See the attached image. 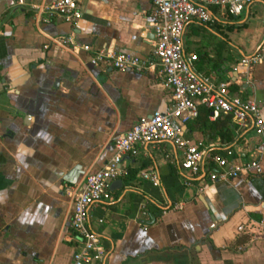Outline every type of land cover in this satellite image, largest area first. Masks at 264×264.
Here are the masks:
<instances>
[{"label":"crops","instance_id":"1","mask_svg":"<svg viewBox=\"0 0 264 264\" xmlns=\"http://www.w3.org/2000/svg\"><path fill=\"white\" fill-rule=\"evenodd\" d=\"M81 11L72 22H46L26 5L0 0V264H69L74 192L113 156L117 135L171 104L159 66H94L88 52L52 41L73 33L78 45L152 60L151 1L85 0ZM215 14L211 24L186 25L185 52L197 54L196 72L235 84L232 94L256 102L264 118V3L252 2L238 16ZM258 53L250 69L240 63ZM213 68L221 76L213 77ZM191 121L181 128L203 143L205 171L218 170L211 156L227 149L233 154L226 169L253 160L256 166L199 192L197 180L184 184L182 151L170 141L123 155L121 186H110L112 198L89 209L104 264H264V133L230 121L233 138L225 141ZM149 169L158 184L140 177Z\"/></svg>","mask_w":264,"mask_h":264},{"label":"built area","instance_id":"2","mask_svg":"<svg viewBox=\"0 0 264 264\" xmlns=\"http://www.w3.org/2000/svg\"><path fill=\"white\" fill-rule=\"evenodd\" d=\"M85 0H49L42 3H27V0H15L17 5L28 6L42 21L61 18L72 22L81 17V3ZM152 6L153 49L152 60L144 61L136 55L112 47L93 48L88 44L78 45L73 33L57 36L53 43L69 48L81 49L89 53V63L94 66H109L116 70L146 71L159 66L171 88V104L164 110H155L148 117H141L124 133L113 141L114 154L105 165L86 175L83 184L73 194V209L69 226L76 237V248L69 264H104L106 249L101 238L89 224V209L96 202L112 198L111 182L122 175L120 163L123 155L136 156L139 148L149 143L170 141L182 151L181 167L187 173L186 186L197 180L199 192L205 184L228 180L249 166H256L253 160L248 164L234 165L226 169L233 151L227 149L224 154H213L211 161L217 169L204 170L206 150L202 142H195L184 135L181 126L198 116L199 106L210 109L211 120L228 115L239 130L252 127L257 134L264 133V118L259 105L240 96L233 95L232 82L212 83L211 77L199 74L194 69L198 59L196 53L185 52L186 25L195 21L202 25L211 24L215 19V10L224 14L238 16L254 1L264 0H150ZM215 8V9H214ZM3 20L0 17V25ZM47 47V45H45ZM262 58V54L244 57L240 63L250 69ZM140 177L158 184V173L143 170ZM69 195L72 192L67 190ZM181 209L182 203L174 205Z\"/></svg>","mask_w":264,"mask_h":264},{"label":"trees","instance_id":"3","mask_svg":"<svg viewBox=\"0 0 264 264\" xmlns=\"http://www.w3.org/2000/svg\"><path fill=\"white\" fill-rule=\"evenodd\" d=\"M215 9V8H214ZM231 92L235 90V84L230 85ZM210 109L204 106H199L198 116L193 119L192 125L188 123L191 127L199 126L201 128H206L210 133V137L213 138L215 135H219L222 140L230 141L233 136H231L229 123L231 121V117L228 115L220 116L215 120H210Z\"/></svg>","mask_w":264,"mask_h":264},{"label":"water","instance_id":"4","mask_svg":"<svg viewBox=\"0 0 264 264\" xmlns=\"http://www.w3.org/2000/svg\"><path fill=\"white\" fill-rule=\"evenodd\" d=\"M225 65H226V64L220 66L221 70L226 71ZM221 74H222V72H219V74H218L216 69H214V68L211 69V75H212L213 77H214V76H218V75L221 76ZM121 184H122V180H121L120 178H117V179H115V180H113V181L111 182V187H112V188H116V187H118V186H121Z\"/></svg>","mask_w":264,"mask_h":264}]
</instances>
